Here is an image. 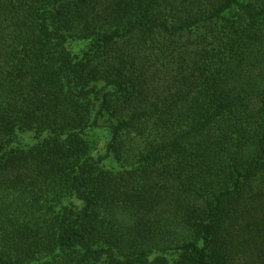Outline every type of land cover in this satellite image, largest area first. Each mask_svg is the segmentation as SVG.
Returning <instances> with one entry per match:
<instances>
[{
  "label": "trees",
  "instance_id": "16d2710c",
  "mask_svg": "<svg viewBox=\"0 0 264 264\" xmlns=\"http://www.w3.org/2000/svg\"><path fill=\"white\" fill-rule=\"evenodd\" d=\"M0 264H264V0H0Z\"/></svg>",
  "mask_w": 264,
  "mask_h": 264
},
{
  "label": "rangeland",
  "instance_id": "374dc122",
  "mask_svg": "<svg viewBox=\"0 0 264 264\" xmlns=\"http://www.w3.org/2000/svg\"><path fill=\"white\" fill-rule=\"evenodd\" d=\"M109 139V133L105 128L96 129L88 134V140L91 143L92 151L95 157H102L105 155V148ZM41 139L34 133H24L17 136L16 145L22 149L35 145ZM108 167L113 164L108 161Z\"/></svg>",
  "mask_w": 264,
  "mask_h": 264
}]
</instances>
